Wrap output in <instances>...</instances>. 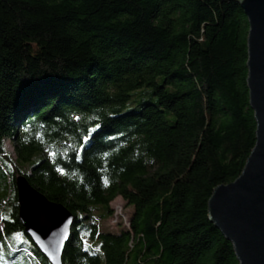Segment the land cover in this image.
<instances>
[{
  "label": "trees",
  "instance_id": "obj_1",
  "mask_svg": "<svg viewBox=\"0 0 264 264\" xmlns=\"http://www.w3.org/2000/svg\"><path fill=\"white\" fill-rule=\"evenodd\" d=\"M249 32L240 0H0V249L50 264L22 175L75 217L64 264H239L209 201L256 144Z\"/></svg>",
  "mask_w": 264,
  "mask_h": 264
},
{
  "label": "water",
  "instance_id": "obj_2",
  "mask_svg": "<svg viewBox=\"0 0 264 264\" xmlns=\"http://www.w3.org/2000/svg\"><path fill=\"white\" fill-rule=\"evenodd\" d=\"M240 4L250 26L248 88L256 144L241 176L215 190L209 218L234 246L239 264H264V0H240ZM15 184L25 234L50 264H64L74 215L49 201L25 176H17Z\"/></svg>",
  "mask_w": 264,
  "mask_h": 264
},
{
  "label": "rangeland",
  "instance_id": "obj_3",
  "mask_svg": "<svg viewBox=\"0 0 264 264\" xmlns=\"http://www.w3.org/2000/svg\"><path fill=\"white\" fill-rule=\"evenodd\" d=\"M249 22V21H248ZM136 106V104H132L129 105L124 112L129 111L130 109L134 108ZM12 151V149H11ZM40 158L39 157H35L33 159V161H31L30 163H28L25 167L27 172H30L32 167L37 164L39 162ZM3 188H1V192ZM2 193L0 194V198H1ZM4 205L6 206V203H4ZM111 208L113 209L114 213L117 212L119 214H121L123 217L127 218L131 215L132 213V208L127 207L126 203L124 202L123 199H117L115 200L112 204H111ZM111 219V218H110ZM109 219L108 222H106L104 224V228L105 229H109L112 232L118 233L119 232V227L116 225H113L111 223V220ZM110 224V225H109ZM124 227L125 224H123ZM15 236H9V238L7 239V242H9V245L11 246H15L16 242H15ZM22 240H25L27 246L31 247L32 244L30 242V240L28 238H26L25 236L22 237ZM0 264H29L28 260H26V254L22 253L18 256H16L15 258H13V254L12 252H10L9 247L6 245V243L2 246V248L0 249Z\"/></svg>",
  "mask_w": 264,
  "mask_h": 264
},
{
  "label": "built area",
  "instance_id": "obj_4",
  "mask_svg": "<svg viewBox=\"0 0 264 264\" xmlns=\"http://www.w3.org/2000/svg\"><path fill=\"white\" fill-rule=\"evenodd\" d=\"M110 220L113 225H116V227L119 226V224L123 223L127 228H130L128 219L117 212L113 214ZM0 226H2V221H0ZM31 256L34 257L33 254Z\"/></svg>",
  "mask_w": 264,
  "mask_h": 264
}]
</instances>
